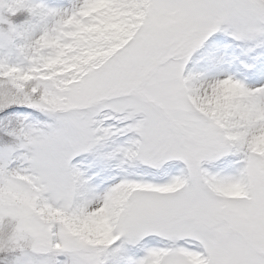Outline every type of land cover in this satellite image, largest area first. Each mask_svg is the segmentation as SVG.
I'll use <instances>...</instances> for the list:
<instances>
[{"label":"snow or ice","instance_id":"6c2138e0","mask_svg":"<svg viewBox=\"0 0 264 264\" xmlns=\"http://www.w3.org/2000/svg\"><path fill=\"white\" fill-rule=\"evenodd\" d=\"M0 264H264V0H0Z\"/></svg>","mask_w":264,"mask_h":264}]
</instances>
